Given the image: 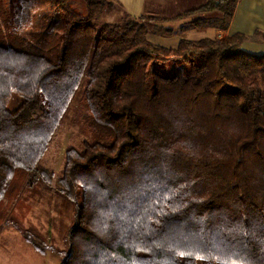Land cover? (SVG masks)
<instances>
[{
	"label": "trees",
	"instance_id": "16d2710c",
	"mask_svg": "<svg viewBox=\"0 0 264 264\" xmlns=\"http://www.w3.org/2000/svg\"><path fill=\"white\" fill-rule=\"evenodd\" d=\"M238 1L176 19L218 12L224 30ZM115 3L0 0V232L51 249L11 221L40 184L73 203L60 264H264V53L243 33L164 46L150 34H171L168 17L102 20ZM171 60L178 73L162 68ZM85 79L90 139L56 174L42 159Z\"/></svg>",
	"mask_w": 264,
	"mask_h": 264
},
{
	"label": "rangeland",
	"instance_id": "374dc122",
	"mask_svg": "<svg viewBox=\"0 0 264 264\" xmlns=\"http://www.w3.org/2000/svg\"><path fill=\"white\" fill-rule=\"evenodd\" d=\"M75 6L81 10L83 9L80 2H76ZM101 19L107 20L105 15H102ZM162 33L168 34L166 32ZM154 35H159V33H155ZM151 39L161 41L158 36H153ZM167 42L168 40L161 41L162 44H166ZM162 65V68L164 69H171V71H169L170 74L179 72V63L174 60ZM86 83L87 80L85 79L78 89L61 125L57 129L49 148L42 159V163L52 168L56 174H59L64 168L66 150L70 146H80L83 140L89 138L86 136V133L83 132L82 123L80 121V102ZM19 101L21 102V98L19 96H14L9 104V109L15 110L19 106ZM21 198L23 201L20 205L23 209H20L21 207H19L17 211L13 212L14 214L11 219L12 223L16 222L23 229H31L38 233L40 238L44 239L51 248L48 251V255L54 256L56 252L59 254L58 251L66 246L64 240L65 234L74 220L73 203L66 198H62L56 191H48L47 189H44L40 184L31 188H26L23 191ZM23 213L24 218L22 217ZM7 229L14 230L15 228L9 226ZM14 233H18V231L15 229ZM5 244H8L10 247H17L18 252L15 254L26 261L32 260L31 255L33 251H36L33 245L27 242L19 234L10 241H7L5 236H2L0 239V248ZM50 258L51 257H49V259ZM200 264L228 263L200 260Z\"/></svg>",
	"mask_w": 264,
	"mask_h": 264
},
{
	"label": "crops",
	"instance_id": "0c3cea01",
	"mask_svg": "<svg viewBox=\"0 0 264 264\" xmlns=\"http://www.w3.org/2000/svg\"><path fill=\"white\" fill-rule=\"evenodd\" d=\"M115 1L116 3L114 8L107 16L108 21L118 20L124 14L138 17L149 12L168 17L170 20L166 21L164 25L167 28L173 29L171 34H165L158 30H154L150 34V38L158 36L161 41L168 40L166 44H162L161 41L152 40L164 46L176 47L182 37L190 39H200L204 37L221 39L235 33H243L248 36L242 45L243 49L255 54L264 53V0H239L234 16L231 19L228 28L224 30L220 29L218 20L216 19L220 16L218 12L199 13L198 15H194L192 17L176 19L177 16L187 11L199 8L208 0ZM198 18H210L212 20V24L200 28L196 27L193 25L192 21ZM155 33H159V35H154ZM14 210L17 211L16 206L14 207ZM9 226L12 225L7 224L3 227L0 232V239L2 236H5V239L10 241L15 236H18V234L24 238L22 233L14 226L13 227L18 231V233H14L15 229H7ZM1 248L0 264H60L62 262L60 254L56 252L54 256L48 255L49 250H47L46 253H41L35 249L36 251H33L31 255L32 260L26 261L15 254L18 252L17 247H10L8 244H5ZM49 257L51 258L49 259Z\"/></svg>",
	"mask_w": 264,
	"mask_h": 264
}]
</instances>
